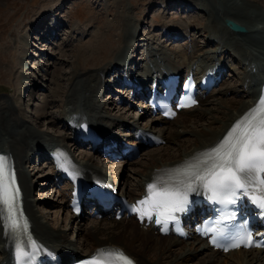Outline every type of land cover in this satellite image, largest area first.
Returning a JSON list of instances; mask_svg holds the SVG:
<instances>
[{"label":"bare ground","instance_id":"1","mask_svg":"<svg viewBox=\"0 0 264 264\" xmlns=\"http://www.w3.org/2000/svg\"><path fill=\"white\" fill-rule=\"evenodd\" d=\"M181 3L184 8L193 4L206 14V24L200 29L206 39L204 46L190 34L194 23L163 25V37L167 41L174 38L187 41L171 48L172 44L167 46L161 43L159 37L149 38L145 42L147 36L141 37L138 34L139 28L133 27V23L126 20L128 29L125 40L114 54L106 52L112 46L111 40L105 42L101 33L96 31L93 39L97 37L98 41L93 42L94 45L87 50L91 52L90 57L85 59L83 52L76 56L66 80V88L62 87L61 76L50 78L56 84L53 92L55 99L50 103L45 102L44 109L54 106L56 102L63 104L60 121L67 131L65 134L59 137L42 135L28 124L25 112H17L13 108L14 97L0 96V153L8 158L17 171L22 192L20 217L26 220L27 231L26 234L16 235L11 230L0 200V264H16L21 248L32 240L56 253L66 263L73 257L89 256L102 248H118L133 257L138 264H264V252L261 251L221 255L211 251L205 242L196 239L183 241L172 236H155L154 232H146L138 225L135 226L132 219L117 221L110 216L99 219L86 213L77 217L69 212L67 219L71 222L70 225H77L76 233L81 232L77 234V243L74 245L66 233L49 227L37 212L31 174L27 169L28 164H34V161L30 163V156H37L39 165L49 163V175L46 174L47 177L42 180L57 189V202L61 210H68L71 199L78 190H85L89 194L90 189L100 183L105 188L108 186L110 172L105 160L109 161V158L106 159L109 152L120 154L127 147L124 145L126 143L147 148L144 141L138 142L137 133L144 130L155 132L165 143L173 144L175 150L170 152L169 144H165L163 148L156 149L158 151L155 150V153L147 155L145 160L135 162L123 158L124 174L126 175V170H132L137 184L129 185L126 180L123 182L119 178V187L122 186L120 192L135 200L142 197L146 187L160 170L179 176L183 173L204 174L210 161L215 158L211 149L223 145L236 124L242 125L257 111L264 93V20H256L253 15L260 16L256 12V6L264 9V0H183ZM58 7L60 9L53 11L47 19L39 20L34 29V32L42 31L51 23V18L56 16V20L40 37L44 44L60 39L58 34L62 30V19L58 17L63 14L62 5ZM226 20L243 26L247 33L231 31L225 25ZM132 27L135 28L133 31ZM119 43L118 41L117 44ZM140 48L145 49L144 57L136 60L133 56ZM103 56L105 59L102 65L100 63L96 68H87L97 66V60L100 61ZM118 67L123 69L124 75L113 84L122 85L126 82V93L130 99L121 97L122 105L127 110L140 112L138 117L113 115L108 110L110 105L106 107L102 102L103 94L110 91V82L106 78L114 74ZM40 69L43 75H39L38 80H45L49 73ZM167 71L177 73L182 78L191 74L198 80L213 74L218 82L226 80L227 72L231 71L239 81V87L226 89L230 86L228 83L225 89H213L208 94L205 90L201 91L198 95L199 106L182 111L177 119L170 122L159 116H152V110L144 105V95L140 93L148 84L160 82ZM10 74L7 71L2 76ZM27 75H21L22 87L18 91L24 86L23 92L28 88H38L39 83L34 81L32 84ZM4 87L5 85L0 84V89ZM31 97L34 98V95ZM110 99L112 97L108 100ZM36 117L40 124L44 113ZM143 120L146 125L142 124ZM51 124H56V121H51ZM187 136L186 140H182ZM174 140L182 141L176 143ZM167 146L168 148H164ZM52 151L61 153L66 165L54 162L55 157L50 155ZM191 164H194L192 169L188 168ZM44 170L42 168V172ZM86 202L87 205L90 204L89 201ZM138 239L141 240L140 243Z\"/></svg>","mask_w":264,"mask_h":264},{"label":"rangeland","instance_id":"2","mask_svg":"<svg viewBox=\"0 0 264 264\" xmlns=\"http://www.w3.org/2000/svg\"><path fill=\"white\" fill-rule=\"evenodd\" d=\"M182 1L183 0H2V4L0 5V84L5 85L8 90H12L10 94L0 92V96L8 98L14 97V101H12L13 108L17 112H25V119L28 124L34 126L42 135L59 137L65 134L67 131L60 121L61 110L64 108L63 104L56 102L54 106L52 105L46 110L44 109L45 102L50 103L49 101L55 99L53 92L55 91L56 84H54L50 78L61 76L62 87L66 88V80L72 71L76 56L78 57L80 53L83 52L85 59L90 57L89 55L91 52L87 50L98 41L97 37L93 39V34H95L96 31L101 33L105 42L111 40L110 44H112V46H110L106 52L109 54L112 52V54H114L122 41L125 40L126 31L128 29L126 20H130L134 25L133 27L139 28L138 34L140 33L141 37H148H146L145 42H147L149 38L153 39L154 37H159L162 41L161 43H165L167 46L172 44L171 48H173V46L177 47L182 45V43L187 41L183 38H180V40L174 38L173 40L167 41V38L163 37V25L165 23H169L168 25H176V22L182 24L194 23V26L190 30V34L200 41V45L204 46L206 39L203 38V32H201L200 29L202 25L206 24V14L198 7L193 6V4L187 5L184 8L183 3H181ZM58 5H62L61 13L63 14V16L58 15V19H62V30L60 34H58L60 39L57 38L56 40H51L50 44H44L40 41V37L46 32L49 25L56 20V16L51 18V23L47 24L42 31L34 32V29L38 26L39 20L43 18L47 19L53 11L60 9ZM256 8H258L256 12L259 13L260 16L253 15V17H255L256 20H264V9L261 8V6H256ZM169 9L172 10L169 11ZM133 27L131 29L132 31L135 29H133ZM108 34H112V36H108ZM118 41L120 42L119 44H117ZM144 53L145 49L140 48L133 57L136 58V60H141L144 57ZM104 59L103 56L100 61L97 60V66H87V68H96L102 65ZM39 66L49 73V75L45 77V80L43 78L38 80L39 75H43ZM7 71L11 74L7 77L2 76ZM21 75L29 76L30 80H32V84H34V81H37L39 83L38 88H28L26 92H23L25 89L24 86L23 89L18 91L19 87H22V82L20 80ZM122 75L123 69L118 67L114 74L106 78V81L108 80L110 82V84H108L110 91L103 94V100H101L107 105L106 107L110 105L108 110L113 115L119 116L122 114L129 118L138 117L140 112L127 110L120 104L121 97L127 98V93L125 94L126 91L123 93L122 89L114 85L113 82ZM225 79L226 80L220 85L214 88L215 91L219 88L225 89L228 83H230V86L226 89L239 87V81L231 71L227 72ZM40 85L41 87H39ZM5 87L2 89L7 90ZM115 91H117V93H115ZM21 95L23 97L19 98ZM33 95L34 98L31 97ZM30 97L32 99L28 100ZM110 97H112V99L108 100ZM25 103L26 105H24ZM19 105L21 106L18 108ZM41 113H44V117H42L40 124H38L36 116ZM53 120L56 121L54 125L51 124ZM202 123L204 122L202 121ZM142 124L146 125V121L143 120ZM188 137L189 136L186 138L184 137L182 140H186ZM182 140H177L175 142L180 143ZM165 144L168 145L169 143L166 142L160 146H153L142 150L140 157L134 161L139 162L140 160H145L147 155L155 153L158 151L156 149L159 147L163 148L162 146H166ZM169 146L171 149L170 152H173L175 146L173 144H169ZM164 148H168V146ZM30 158V163L34 161V164H28L27 169L31 174V181L34 187L33 199L36 201L38 214L49 227L58 232L66 233L70 242L76 245L77 234L81 232L76 233L77 225H70L71 222L67 219L70 214L69 211L67 209L61 210V206L57 202V199H59L56 192L57 189L53 188L49 182L42 180L46 178V174L50 172L49 163L43 162L39 165L36 158L34 159V156H30ZM105 163L110 172V182H115V178H122L123 182L126 180L125 182L129 185L137 184L135 179L136 175L132 170H126L125 175V168H123L124 164L120 161L105 160ZM42 168L45 169L43 172ZM120 187L122 188V186ZM55 194H57V196ZM54 204L57 206H54ZM140 242L141 240L138 239V243Z\"/></svg>","mask_w":264,"mask_h":264},{"label":"snow or ice","instance_id":"3","mask_svg":"<svg viewBox=\"0 0 264 264\" xmlns=\"http://www.w3.org/2000/svg\"><path fill=\"white\" fill-rule=\"evenodd\" d=\"M261 103L264 104V98ZM211 152L215 154L214 162L204 174L196 173L195 179L200 181L204 187L209 188L214 195L220 192L235 195L237 189L246 190V185L251 183L264 189V179L256 178L257 173L264 172V120L260 121L259 130L253 127L250 133L243 134L235 142L228 141L224 145L211 149ZM4 160L5 158L0 156V176H3L4 164L2 162ZM148 187L155 189L157 185L152 184ZM187 187L191 189V184ZM240 194L243 195V192ZM153 195L163 198L155 201L156 207H164L170 211L180 210L187 203V198L183 193L179 190H172V186L163 183L160 185V191H154ZM260 207L264 208V203ZM233 246L239 245L234 244ZM98 255L104 256L105 250H101ZM108 255L120 264H132V261L123 253L108 250ZM23 264H29V261H24Z\"/></svg>","mask_w":264,"mask_h":264},{"label":"water","instance_id":"4","mask_svg":"<svg viewBox=\"0 0 264 264\" xmlns=\"http://www.w3.org/2000/svg\"><path fill=\"white\" fill-rule=\"evenodd\" d=\"M226 26L233 32H236V33H243L245 32V28L237 23H235L234 21H231V20H226ZM7 90L5 89H0L2 91H7L9 92L10 90H8V88H6Z\"/></svg>","mask_w":264,"mask_h":264}]
</instances>
